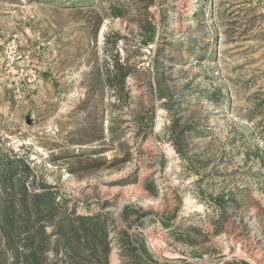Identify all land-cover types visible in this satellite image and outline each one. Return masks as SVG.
Wrapping results in <instances>:
<instances>
[{
    "label": "rangeland",
    "instance_id": "374dc122",
    "mask_svg": "<svg viewBox=\"0 0 264 264\" xmlns=\"http://www.w3.org/2000/svg\"><path fill=\"white\" fill-rule=\"evenodd\" d=\"M4 168L58 204L50 262L85 215L106 264H264V0H0Z\"/></svg>",
    "mask_w": 264,
    "mask_h": 264
},
{
    "label": "trees",
    "instance_id": "16d2710c",
    "mask_svg": "<svg viewBox=\"0 0 264 264\" xmlns=\"http://www.w3.org/2000/svg\"><path fill=\"white\" fill-rule=\"evenodd\" d=\"M120 13L118 8H112L110 15L119 16ZM129 73V66L116 59L108 83L118 91L124 90ZM8 163L11 165L13 160ZM0 180L3 186V195L0 196V240L3 239L6 246L0 249V264H57L50 262L49 251L54 249L49 245L51 233L48 234L44 224L53 218L58 205L50 192L29 191L21 178L18 180L20 185L17 184L11 168L2 169ZM151 189L155 191V185ZM72 219L65 216L55 222L54 231L60 235L56 248L64 251L71 264H94V260L106 264L110 251L104 226L106 219L85 215H76ZM6 250L11 251V257L7 256Z\"/></svg>",
    "mask_w": 264,
    "mask_h": 264
}]
</instances>
